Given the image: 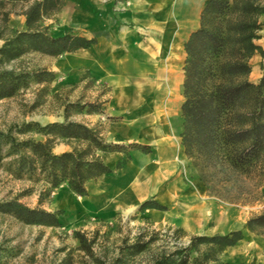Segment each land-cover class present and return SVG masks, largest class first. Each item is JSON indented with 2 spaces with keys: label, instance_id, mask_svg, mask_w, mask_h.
<instances>
[{
  "label": "rangeland",
  "instance_id": "obj_1",
  "mask_svg": "<svg viewBox=\"0 0 264 264\" xmlns=\"http://www.w3.org/2000/svg\"><path fill=\"white\" fill-rule=\"evenodd\" d=\"M34 1L0 0V48L5 41L26 30L25 12ZM57 21L56 13L42 21L43 28L51 36H54L52 28ZM259 21L264 22V16ZM258 35L256 43L264 47V28ZM60 57L38 51L14 60L0 55V72L22 76L17 93L0 100V204L17 200L31 208L60 213L61 221L58 227L29 225L0 211V264H152L163 254L187 247L192 237L243 230L248 219L264 209V183L254 195L257 201L246 205L211 196L181 146L179 159H176L181 173L165 179L166 184H171L168 190L144 199L155 201L166 209L141 211L143 202L109 218L83 214L75 204L81 196L74 194L67 183L51 190L45 175L33 170L35 167L19 146L22 141L46 139L33 131L35 129H28L29 124L34 128L33 124L45 126L73 121L95 128L105 136L107 123L116 120L100 113L107 108L111 88L90 74L66 82V73L57 66ZM251 65L250 77L256 79L264 65V56L256 54L251 58ZM40 74L44 81H36ZM180 118L181 134L183 118ZM4 136L13 138L16 146ZM84 147L85 144L76 140L58 139L52 152L61 154ZM175 188L176 192L170 191ZM76 232L83 235L84 244L75 237ZM244 233L242 241L220 255L221 261L264 264V235Z\"/></svg>",
  "mask_w": 264,
  "mask_h": 264
},
{
  "label": "trees",
  "instance_id": "obj_2",
  "mask_svg": "<svg viewBox=\"0 0 264 264\" xmlns=\"http://www.w3.org/2000/svg\"><path fill=\"white\" fill-rule=\"evenodd\" d=\"M64 2L35 0L25 12L26 30L5 41L0 55L14 60L36 51L62 56L88 49L96 42L94 38H85L72 31L51 36L43 28V19L57 13ZM202 10L199 28L191 32L184 43L181 146L211 196L246 205L257 201L254 195L264 183V65L257 82L249 77L251 58L256 54L264 56L263 47L256 43L258 33L264 28V22L259 21L264 16V0H207ZM21 79V75L0 72V100L14 96ZM44 80L41 74L36 76V81ZM26 127L46 138L19 144L35 167L33 170L45 175L51 190L67 183L71 191L80 196L87 195L86 181L113 172L97 156L99 152L126 154L124 160L116 163L117 170L131 157L127 149L151 152L147 145L107 143L95 128L73 121ZM4 137L16 146L13 138ZM58 139L76 140L85 147L54 154L52 149ZM139 209L166 208L145 200ZM0 211L29 225H61L60 213L31 208L17 200L0 204ZM244 231L264 235V209L250 217L243 230L192 237L187 247L163 254L152 264H226L220 255L242 241ZM75 237L84 244L85 238L80 232H76Z\"/></svg>",
  "mask_w": 264,
  "mask_h": 264
},
{
  "label": "crops",
  "instance_id": "obj_3",
  "mask_svg": "<svg viewBox=\"0 0 264 264\" xmlns=\"http://www.w3.org/2000/svg\"><path fill=\"white\" fill-rule=\"evenodd\" d=\"M206 1L65 0L56 13L54 36L72 31L96 40L88 49L61 56L57 66L66 73V82L90 74L111 88L102 115L116 120L107 123L104 139L152 149H133L120 170L116 163L126 154L98 153L115 172L85 182L88 194L75 200L83 214L109 218L132 210L149 195L168 190L171 184L165 179L181 173L176 159L181 148L184 43L199 28ZM261 72L256 79L251 72L250 79L257 82Z\"/></svg>",
  "mask_w": 264,
  "mask_h": 264
},
{
  "label": "bare ground",
  "instance_id": "obj_4",
  "mask_svg": "<svg viewBox=\"0 0 264 264\" xmlns=\"http://www.w3.org/2000/svg\"><path fill=\"white\" fill-rule=\"evenodd\" d=\"M255 74V73H254ZM66 200H68V199H66ZM74 203V202H73ZM76 204V203H75Z\"/></svg>",
  "mask_w": 264,
  "mask_h": 264
}]
</instances>
